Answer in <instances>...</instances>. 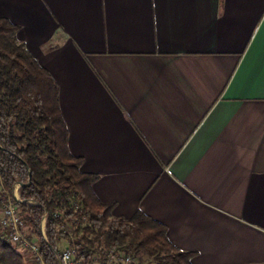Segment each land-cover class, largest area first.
Masks as SVG:
<instances>
[{"label":"crops","instance_id":"1","mask_svg":"<svg viewBox=\"0 0 264 264\" xmlns=\"http://www.w3.org/2000/svg\"><path fill=\"white\" fill-rule=\"evenodd\" d=\"M0 18L58 82L114 216L144 212L192 264H264V0H0Z\"/></svg>","mask_w":264,"mask_h":264},{"label":"trees","instance_id":"2","mask_svg":"<svg viewBox=\"0 0 264 264\" xmlns=\"http://www.w3.org/2000/svg\"><path fill=\"white\" fill-rule=\"evenodd\" d=\"M18 33L17 25L0 18V171L9 190L21 183L22 198L36 202L24 204L23 210L47 263L59 264L53 249L67 238L62 225L75 227L77 220L74 237L87 263L118 246L141 262L192 264L193 254L171 242L165 225L142 211L129 219L116 217L115 204L98 198L94 184L99 176L83 172V159L71 152L60 86ZM46 214L47 240L41 228ZM0 254L2 264H25L1 237Z\"/></svg>","mask_w":264,"mask_h":264},{"label":"built area","instance_id":"3","mask_svg":"<svg viewBox=\"0 0 264 264\" xmlns=\"http://www.w3.org/2000/svg\"><path fill=\"white\" fill-rule=\"evenodd\" d=\"M21 187V183H16L14 189L9 190L0 171V237L5 243L12 245L17 250L23 257L25 264H48L41 251L40 242L34 238L27 225L23 210L24 204L34 205L36 202L24 200L20 192ZM79 209V205H76V210ZM47 220L48 215L46 214L41 227L46 240ZM74 222L76 223L75 227L73 224L62 225L68 244L63 250L53 249L59 264H150L149 261L141 262L139 257L129 249L118 246L107 249L103 258L94 256L92 262L87 263L85 258L80 256L76 245L77 240L74 237V231L78 227V221ZM69 238L72 240L71 243ZM0 264H2L1 254Z\"/></svg>","mask_w":264,"mask_h":264},{"label":"rangeland","instance_id":"4","mask_svg":"<svg viewBox=\"0 0 264 264\" xmlns=\"http://www.w3.org/2000/svg\"><path fill=\"white\" fill-rule=\"evenodd\" d=\"M31 232H32V234L34 235V238L37 240V241H39V239H38V237L36 236V234H34L33 233V231L32 230H30ZM64 244H68V242L66 241V239L64 238V239H62V241L60 242V245H59V250H63L64 249ZM148 262V261H147Z\"/></svg>","mask_w":264,"mask_h":264}]
</instances>
